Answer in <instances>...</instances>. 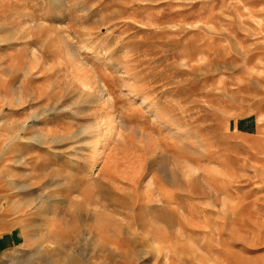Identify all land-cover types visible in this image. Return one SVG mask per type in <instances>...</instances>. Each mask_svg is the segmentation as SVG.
I'll return each mask as SVG.
<instances>
[{
    "label": "rangeland",
    "instance_id": "374dc122",
    "mask_svg": "<svg viewBox=\"0 0 264 264\" xmlns=\"http://www.w3.org/2000/svg\"><path fill=\"white\" fill-rule=\"evenodd\" d=\"M6 232L0 264H264V0H0Z\"/></svg>",
    "mask_w": 264,
    "mask_h": 264
},
{
    "label": "crops",
    "instance_id": "0c3cea01",
    "mask_svg": "<svg viewBox=\"0 0 264 264\" xmlns=\"http://www.w3.org/2000/svg\"><path fill=\"white\" fill-rule=\"evenodd\" d=\"M17 243V237L11 233L6 232L0 234V257L8 255L13 249H15Z\"/></svg>",
    "mask_w": 264,
    "mask_h": 264
},
{
    "label": "bare ground",
    "instance_id": "6f19581e",
    "mask_svg": "<svg viewBox=\"0 0 264 264\" xmlns=\"http://www.w3.org/2000/svg\"><path fill=\"white\" fill-rule=\"evenodd\" d=\"M99 85V84H98ZM97 85V86H98ZM98 89H99V86H98ZM98 91H100V89L98 90ZM96 166V162L94 161L93 162V166H92V170H91V172H90V174L87 176V179L91 176V175H93V173H94V171H95V167Z\"/></svg>",
    "mask_w": 264,
    "mask_h": 264
}]
</instances>
